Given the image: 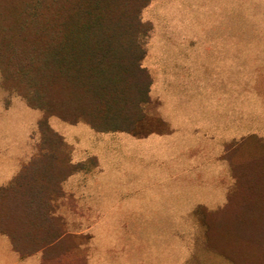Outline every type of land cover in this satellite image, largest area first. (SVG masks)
Here are the masks:
<instances>
[{"label": "rangeland", "instance_id": "rangeland-1", "mask_svg": "<svg viewBox=\"0 0 264 264\" xmlns=\"http://www.w3.org/2000/svg\"><path fill=\"white\" fill-rule=\"evenodd\" d=\"M140 17L150 25L142 39L141 66L151 79L141 128L135 134L99 133L81 121L70 124L47 118L48 127L63 140L67 166L72 169L64 180L76 174L81 184H95L97 179H107L96 176V170L103 169L111 171L107 185L114 187L107 210L110 217H103L105 210H97L98 224L67 229L81 232L82 254L95 250L103 262L99 264H264V239L250 253L231 251L235 240L226 236L230 230L223 221L229 218L224 213L228 199L232 197L230 209L237 205L231 166L246 167L257 156L256 150L264 148V0H151ZM179 97L186 98L192 108L189 127L194 143L189 175L181 178L180 173L179 184L194 190L187 194L194 200L205 197L199 190L206 187L214 197L207 207L195 208L193 200L179 198L175 224H141L138 221L166 220L171 215L175 219L174 205L170 215L169 204L165 209V203L161 207L156 199L141 204L130 201L124 208L122 198L137 196L140 187L174 185L167 182V174H142L152 168L166 169L162 156L167 152L161 150L165 146L159 151L151 148L153 157H149L139 154L133 144L176 131L177 122L167 106ZM199 117L204 118L203 124ZM42 118L41 111L4 89L0 79V158L22 157L20 169L36 156L37 123ZM240 142H246L244 149L225 155L227 148ZM9 164L0 159L2 169ZM80 212L83 218L91 213ZM52 226L59 229L56 220ZM253 234L257 241L259 236Z\"/></svg>", "mask_w": 264, "mask_h": 264}, {"label": "trees", "instance_id": "trees-1", "mask_svg": "<svg viewBox=\"0 0 264 264\" xmlns=\"http://www.w3.org/2000/svg\"><path fill=\"white\" fill-rule=\"evenodd\" d=\"M150 1L0 0L2 87L43 114L36 156L0 187V233L21 257L45 250L61 234L52 226L51 201L72 169L47 118L81 121L99 133L141 128L151 79L141 66L150 25L140 14ZM256 151L246 167L231 166L237 205L230 209L228 199L223 221L238 253H250L264 239V148Z\"/></svg>", "mask_w": 264, "mask_h": 264}, {"label": "crops", "instance_id": "crops-1", "mask_svg": "<svg viewBox=\"0 0 264 264\" xmlns=\"http://www.w3.org/2000/svg\"><path fill=\"white\" fill-rule=\"evenodd\" d=\"M186 95L187 93L185 94V97H187ZM167 107L169 108L168 112L171 113L172 120L177 122L176 127H174L176 131H173L169 135L145 137L137 140V142L133 145L138 146L137 149L139 154L144 153L149 155V157H153V154H149L151 153V148L159 151L162 146H165L161 150H166L167 152L165 156H162L164 157L162 159L165 161L166 166L164 167L166 169L157 170V168H152L150 171L146 170L142 174L146 176H159L161 173L167 174L165 175L167 182L171 181L174 185H150L140 187L138 190L139 193L137 192V196H124L122 199H124V208L130 201L141 204L150 203L151 200L156 199L161 201V207L162 203H165V209L168 208L169 204L170 215L172 214V208L174 205L175 219L173 220L171 215V218H167L166 220V217H160L158 219L152 218L150 220L145 219L138 221V223L145 225L175 224L178 216L179 198L182 201L193 200V208L194 206L207 207L214 197L213 194L212 196L209 195V189L206 187L199 190L205 193V197H202L199 200L198 198L194 200L187 195L190 194V192H194V190L190 189V186L179 184V174L181 173V178L184 176L187 177L190 171V169H188V161L190 160V154L192 152L191 149H193L192 144H194L193 135L191 136L192 133L190 132L191 127H189V122L193 119L191 118L193 116H190L192 108L188 105L186 98L182 100V97L181 99L180 97L174 99V101L171 100V103L169 102ZM203 119V117H199L198 121H201L203 124ZM166 146H168V148H166ZM154 158L156 157L154 156ZM0 159L10 162L9 167L5 169H2L0 166V178L2 179L0 181L1 184L2 182L11 180L17 174L19 169L18 162L22 161L23 158L8 155V157L2 156ZM96 172V176L107 179H97L95 184H81V176L73 174L68 177L69 180L63 179L55 186L56 195L51 201L50 217L51 219L57 221L59 230L61 231L59 239L56 243L45 250L37 251L30 255L21 257L13 250L8 237L0 233V264H78L83 259L84 264L101 263L102 260L98 259L99 255H97L95 250L93 252L87 251L84 255L82 254L80 243L78 242L81 232L76 230L70 231L67 229V226L81 225L82 223L98 224L99 217L97 210H105L103 212V217H110L108 216L110 213L107 210H109L112 206L111 201L114 198V195H112V193H114V187L107 184L109 183L108 178L112 177L110 176L111 171L102 169L99 171L96 170ZM104 181L106 184L105 186L102 185ZM82 209L90 210L91 213L88 216L89 218H86L87 216L85 218L82 217L80 212ZM158 215H160V213Z\"/></svg>", "mask_w": 264, "mask_h": 264}]
</instances>
